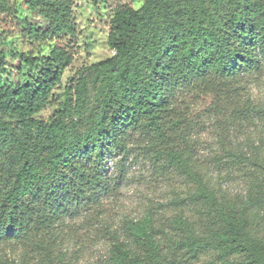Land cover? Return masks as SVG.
I'll return each mask as SVG.
<instances>
[{"label":"trees","instance_id":"1","mask_svg":"<svg viewBox=\"0 0 264 264\" xmlns=\"http://www.w3.org/2000/svg\"><path fill=\"white\" fill-rule=\"evenodd\" d=\"M72 2L27 1L49 25L29 27L40 45L21 53L16 78L0 50V80L8 76L0 82V245L32 243L47 252L40 264H55L51 248L65 244L69 222L108 192L110 160L124 166L144 150L164 173L194 186L178 200L186 209L170 229L151 213L124 221L109 231L102 264H191L207 255L205 264H264V237L253 232L264 220V165L236 153L226 132L262 113L250 87L264 69V0H144L138 9L119 8L108 37L114 55L83 71L62 97L55 89L72 59L54 40L75 32ZM198 95L215 97L206 116H223L225 156L213 165L195 153L186 110ZM220 166L249 173L245 200L218 199L210 177Z\"/></svg>","mask_w":264,"mask_h":264},{"label":"rangeland","instance_id":"2","mask_svg":"<svg viewBox=\"0 0 264 264\" xmlns=\"http://www.w3.org/2000/svg\"><path fill=\"white\" fill-rule=\"evenodd\" d=\"M27 1L0 2V50L7 54L6 70H11L14 78L23 62L21 53L32 52L40 45L31 38L29 27L44 29L49 25L40 14L29 10ZM143 2L144 0H73L71 22L75 32L54 40L72 59L64 72L62 83L55 89L56 94L63 97L83 71L87 72L89 67L114 55L108 45L113 14L119 8L138 9ZM0 82L2 85L8 83L7 74H3ZM250 92L253 105L262 110V113L256 116L255 123L245 124L237 129L234 126L226 127L231 140L227 138V145L230 144L236 153H243L259 165H264V69L258 82L250 87ZM214 102L215 97L212 95L192 96L191 106L186 110L194 121L191 134L197 139L195 153L206 164H211L219 155L225 156L218 142V135L225 128L221 124L223 116L219 118L205 114ZM117 161L109 162L111 181L108 192L101 196L98 204L89 205L91 207L80 218L69 222L64 245L60 242L58 248H51L50 257L55 264H102L110 255L112 239L109 231L119 229L124 221H139L151 213L157 224L170 229L174 217L186 209L178 204V200L185 198L187 191L194 186L188 185L184 178L175 173H164L161 164L150 154L144 150H136L124 162V166ZM225 161H229L227 157ZM217 169L216 173H212L210 182L218 199L237 203L245 200L251 186V180L247 178L249 173L238 168L229 169L227 166ZM253 232L264 237V220L254 227ZM63 253H66L64 263L61 262ZM46 255L44 249L32 243L0 245V263L40 264ZM210 259L207 255L191 264H205Z\"/></svg>","mask_w":264,"mask_h":264}]
</instances>
